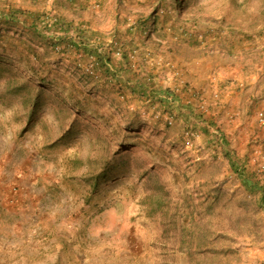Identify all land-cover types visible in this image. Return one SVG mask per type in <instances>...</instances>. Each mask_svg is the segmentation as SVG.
<instances>
[{"label": "rangeland", "instance_id": "1", "mask_svg": "<svg viewBox=\"0 0 264 264\" xmlns=\"http://www.w3.org/2000/svg\"><path fill=\"white\" fill-rule=\"evenodd\" d=\"M0 3V264H264V0Z\"/></svg>", "mask_w": 264, "mask_h": 264}, {"label": "trees", "instance_id": "2", "mask_svg": "<svg viewBox=\"0 0 264 264\" xmlns=\"http://www.w3.org/2000/svg\"><path fill=\"white\" fill-rule=\"evenodd\" d=\"M69 1L72 2V0H69ZM18 13H19L18 9L15 8L14 5H12V4H8L7 7H3V9L0 8V16L3 17L4 22L7 24H9L11 22H17L18 21L17 20L18 19ZM29 15L34 16L35 19L37 17V15L34 13L29 14ZM22 16H26V15L23 14ZM34 17H31V18H34ZM49 17L52 19L51 23L48 24L49 26L50 25L57 26V24H59L58 23L59 21L57 20L58 18L54 17L53 15H50ZM49 17L47 14V15H45V17L40 18L37 21L40 20L41 22H44V19L45 18L50 19ZM30 26L31 27L35 26V20L34 19H31ZM59 28L62 29L63 26H60ZM66 28L67 27H64V30ZM70 42H71V40H70ZM70 42L67 41L65 43L67 44V46L74 47L75 50H78L79 43H77L76 41H72V43H70ZM54 44H55V42H54ZM113 45L114 44L111 43L110 46L112 47ZM81 47L83 50L82 52L84 54L89 55L90 57L93 58V64H95L96 66H102L108 73L116 72L115 69H113V67H112L113 65L111 64L109 54L106 51H104L102 48H99L98 46H91L89 44H84ZM122 56H123V61H125L127 59L126 54H122ZM120 68L121 67H119V69ZM263 80L264 79L262 77H260L259 81L256 82L255 85L253 86L252 91H256L258 89V87L260 86V84L263 82ZM24 82H26V81H24ZM8 84H10V82H8ZM35 88L36 87L34 85H29V91H35ZM163 92L167 93V96L169 95L168 91H163ZM153 94L154 95L158 94L160 96L161 92H155ZM38 97H39L38 95H35L34 98L29 101L31 103L30 104V106H31L30 107V109H31L30 116L31 117L33 115V112L36 109V105L39 102L40 98L38 99ZM162 100H164V99H161V101ZM205 130L208 131V129H205ZM216 132H219V131H216ZM218 135L222 137L221 133H218ZM221 142H222V145L225 146V139L224 138L221 139ZM115 154H116L115 152L112 153L113 158H114ZM223 154H224V157L227 159L231 170L233 171V173L236 175L237 179L239 180L242 188H244L246 191H248L249 193L254 194L256 196L254 198L253 206L255 208H259V209L264 210V184H262L259 180L255 179L254 176L249 172V169L247 167L241 166V165H238L237 163H235L234 160H232L230 151H228L226 149V150H224ZM104 173H105V171H101L100 173H98L95 176V183H94L95 185L98 184V181L100 179L105 178V175H103ZM243 211H245L244 207L240 210V214L245 215Z\"/></svg>", "mask_w": 264, "mask_h": 264}, {"label": "built area", "instance_id": "3", "mask_svg": "<svg viewBox=\"0 0 264 264\" xmlns=\"http://www.w3.org/2000/svg\"><path fill=\"white\" fill-rule=\"evenodd\" d=\"M117 53H119V52H117Z\"/></svg>", "mask_w": 264, "mask_h": 264}]
</instances>
